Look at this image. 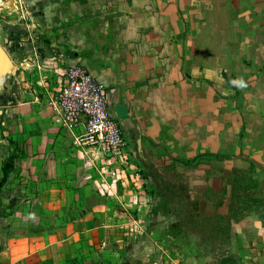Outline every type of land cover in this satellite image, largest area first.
Instances as JSON below:
<instances>
[{
  "label": "crops",
  "instance_id": "0c3cea01",
  "mask_svg": "<svg viewBox=\"0 0 264 264\" xmlns=\"http://www.w3.org/2000/svg\"><path fill=\"white\" fill-rule=\"evenodd\" d=\"M228 9L224 0H0L10 61L0 62V264H170L166 248L182 237L192 244L185 264H208L195 229L173 235L171 211L197 203L200 217H227L233 173L252 167L258 186L241 194L260 207L230 221L241 249L231 253L235 264H264V0L253 21ZM254 22L257 52H234L229 27ZM70 66L108 90L114 117L124 108L128 162L73 145L84 124L66 129L49 104ZM182 232L194 233L189 242Z\"/></svg>",
  "mask_w": 264,
  "mask_h": 264
},
{
  "label": "rangeland",
  "instance_id": "374dc122",
  "mask_svg": "<svg viewBox=\"0 0 264 264\" xmlns=\"http://www.w3.org/2000/svg\"><path fill=\"white\" fill-rule=\"evenodd\" d=\"M228 5L230 9V15L234 19H238L240 17L245 18H252L255 17V7H256V0H245L247 3V9L244 14H241L240 9V0H224ZM228 9V10H229ZM229 15V18H230ZM232 19V20H234ZM230 20V19H229ZM252 21L255 19H251ZM249 36V40H248ZM257 32L255 27V22L252 24L250 23L248 27H242V25L237 26L233 25V28L231 29L229 27L228 31V43L231 46V38H232V48L234 49V52H257V42H256ZM247 39V41L245 40ZM230 46H228V51ZM251 170V169H250ZM249 170V171H250ZM233 174H240V172H234ZM247 174V173H246ZM209 175V174H208ZM233 179L229 182L230 185V191H231V200L229 204V214L227 217H221L215 216L214 218L209 219L208 221L202 220V218L199 216L200 211L199 205L197 203L191 204L189 207H186L185 209V215L184 216H175V213H177V209L172 210V214L174 217L168 218L170 222V226L173 227V235H176L178 233V230H176L177 226H191L189 231H192V229H195L197 233H195V236H200L201 238V248H200V256L204 258L206 261H208V264H221V260L223 258H227L229 256H232L234 260L236 259L235 256L231 252H237L241 251L238 244L233 240H230V235L232 238V231L230 229V221H237L244 217L246 213H248L252 208H258L259 205H256L253 207L252 204H250L248 201L251 198L250 194H241L237 193L236 189L232 185ZM180 184V195H178L179 198H184L188 196L186 195L184 189L185 185L183 182H179ZM247 183H245L246 185ZM228 185H226L227 187ZM229 187V186H228ZM175 188L174 185H172V190ZM227 190H222L220 197H224L225 194L227 195ZM177 196V195H175ZM207 197H210L209 194L206 195ZM214 205H216L217 201H215L214 198ZM223 202V201H222ZM184 203H181L179 208L183 207ZM168 207V206H167ZM170 208V207H168ZM197 220L199 223H197ZM202 222V223H201ZM196 225V226H195ZM192 228V229H191ZM230 230V231H229ZM191 234H194L191 232ZM190 233L187 232L184 234L182 232V236H184V239L186 241H190L192 236ZM183 237L180 239V241L176 240L175 244H172V246L169 248H166L170 252V258L173 260V263L170 262V264H185V261L187 259V247L191 246L192 244L187 243L185 241H182ZM229 239V240H228ZM227 241L229 243L227 244ZM205 245V246H204ZM184 248V249H183ZM227 250V252H226ZM229 253V254H227ZM189 256L192 255V252L190 251ZM191 259V256H190ZM170 260V261H171ZM184 260V261H183Z\"/></svg>",
  "mask_w": 264,
  "mask_h": 264
},
{
  "label": "built area",
  "instance_id": "2783aa9c",
  "mask_svg": "<svg viewBox=\"0 0 264 264\" xmlns=\"http://www.w3.org/2000/svg\"><path fill=\"white\" fill-rule=\"evenodd\" d=\"M49 104L66 129L73 131L84 124L85 131L73 138L75 147L97 149L110 158L129 161V141L110 111L108 90L85 68L65 67ZM111 174L116 172L111 170Z\"/></svg>",
  "mask_w": 264,
  "mask_h": 264
},
{
  "label": "trees",
  "instance_id": "16d2710c",
  "mask_svg": "<svg viewBox=\"0 0 264 264\" xmlns=\"http://www.w3.org/2000/svg\"><path fill=\"white\" fill-rule=\"evenodd\" d=\"M213 157H215L216 160H218V161H224L225 160V158L220 156V155H214ZM187 164H189V163L187 162ZM253 172H254V169L252 167L251 170L247 174L240 173V174H234L233 175L232 185L236 189L237 193H246L252 189L257 188V186H258L257 182L254 181V179H253ZM245 183H247V184L245 185ZM201 218L204 221L209 220V219L203 218L202 216H201ZM219 218L221 219V217H219ZM229 261H230V264H235V260L232 256H229L226 260H223L221 264H225Z\"/></svg>",
  "mask_w": 264,
  "mask_h": 264
},
{
  "label": "water",
  "instance_id": "95a60500",
  "mask_svg": "<svg viewBox=\"0 0 264 264\" xmlns=\"http://www.w3.org/2000/svg\"><path fill=\"white\" fill-rule=\"evenodd\" d=\"M0 62L2 63V65L5 69L10 68V61L7 58V56L2 52H0ZM123 109L124 108L122 107L119 110H117V119L118 120H123L124 118L127 117L126 112H123ZM124 111H126V110H124Z\"/></svg>",
  "mask_w": 264,
  "mask_h": 264
}]
</instances>
